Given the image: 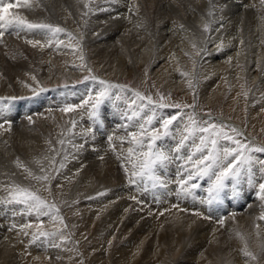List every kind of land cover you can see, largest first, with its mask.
<instances>
[{"label": "bare ground", "instance_id": "1", "mask_svg": "<svg viewBox=\"0 0 264 264\" xmlns=\"http://www.w3.org/2000/svg\"><path fill=\"white\" fill-rule=\"evenodd\" d=\"M59 1L62 3L38 0L41 7L32 11L18 10L33 22L60 25L68 31L69 28L74 31L80 30L85 27L84 24L88 30H98L103 24L104 20L102 21V19L106 10H110L109 7H102V4L109 0H94L93 4L90 3L94 7L93 11L84 16L83 13L87 9L84 8L82 2L69 0L66 5L64 0ZM149 1L152 2V0ZM159 1L157 0L156 3L158 4ZM48 2H52L55 6L52 8L54 9L52 16L47 7ZM115 4L119 5V1ZM115 4L114 6L118 7ZM159 9L161 8L159 7ZM176 21L178 20L176 19ZM110 29L112 28L110 27ZM262 32L264 33V31ZM23 37L24 34H21V38L18 39L15 35L6 33L0 42V97L30 96V91L23 84L27 83L35 87V83L31 79L32 75L44 87H46V82H52L51 89L57 88L59 82H62L63 78L67 76L70 79L69 85H75L74 89L70 87L68 91L76 92L75 96L70 97V102L79 103V100L83 98L81 93H84L92 85L90 82L83 84L74 82V78H82L87 75V72H82L73 66L81 63L77 55L63 48L59 50L54 48L34 49L25 43ZM29 38L42 39L41 36ZM102 39H105L104 35L98 32L93 38L92 44L89 43L90 57L86 58L85 55L84 57L88 67L94 68V70L102 68L107 72L111 68H103L107 57L96 52L98 49L96 43L100 44ZM65 42L67 43V40ZM129 46L131 47L130 44ZM114 49L116 48L114 47ZM135 64L137 63L135 62ZM114 70L117 69L114 68ZM110 74L109 71L106 76L99 78L108 80L106 77L111 76ZM62 100L63 97L59 95L58 91L50 90L34 101L16 102L12 112L6 117L11 121V128L6 131L8 125L5 124L4 129H0V196L6 195L3 191L5 186L13 183L25 186L29 181L26 179L27 173L24 169L17 166V160L34 173H38L40 166L50 167L51 157L55 156L58 167L62 157L67 155L66 166L60 169L59 175L52 173L55 178L51 180L52 194L59 198L62 193L66 194V201L63 200V213L60 214L64 220L79 222L87 234H92L100 223L106 224L104 239L107 238L104 241L100 239L102 240L100 242L99 238H96L97 241L91 247H87L86 240H80L79 246L83 249L86 264H137L140 258L145 260V264H264V220L259 219L264 211V202L257 200L258 198L247 196L251 195L255 189L244 185L236 199H225L219 208L213 207L212 209L193 202L191 199L178 200L172 194L176 188L174 183L169 184L168 189L157 190L155 194L138 192L135 187L125 183L126 177L121 162L109 150L106 140L107 134L112 132L115 125L120 122L118 117L113 115L109 120L111 122L109 126L113 127L110 130L108 128L109 132H97L94 140L89 139L85 143L84 138L80 135L72 139L67 132L70 127L68 121L71 118H76L79 121L76 132L86 129L90 122L80 120L78 114L64 115L57 111ZM108 111L114 113L111 107ZM166 112L173 113L171 109H167ZM28 116H32L33 123H29ZM242 131L244 134L246 133L245 130ZM122 134V131L117 132V135ZM66 138L71 139L72 144H83V148L77 151L72 147V144L67 142L68 140L61 146L58 141ZM51 140L53 148L59 152V155L48 147V142ZM167 143L171 145L174 141H167ZM127 147L128 145L125 144L124 148ZM176 172L177 166L172 164L169 165L166 175L171 180H175ZM162 174L164 173L162 172ZM58 185L62 187H57ZM204 186H206V181ZM99 193L106 194L98 195ZM45 194L48 196L47 193ZM79 194H83V199L80 197L81 202L79 200L80 203L77 204L76 199ZM196 194L197 196L204 195L203 186ZM132 196H136L143 203H137L136 200L130 199ZM173 205H178V207H173ZM12 207L17 210L20 208V206H0V264H81L76 248L77 240L70 236L67 229H64V234L70 239L66 242H62L57 236L32 243L31 236H24L18 226L28 222L35 223L36 217L14 215ZM196 211L202 215H195ZM161 213L163 214L161 215ZM208 216L212 218H204ZM223 216L225 217L224 224L221 225L219 220ZM43 219L47 229H52L48 218L44 217ZM14 224L17 225L16 228L12 227ZM28 231L31 232L34 229ZM237 232L243 235L244 240L236 235ZM114 239H120L124 243L115 249L116 241ZM245 241L248 250L257 255V261H251L243 255L241 249L244 247ZM53 243L60 246H50ZM28 253L29 256H27Z\"/></svg>", "mask_w": 264, "mask_h": 264}, {"label": "snow or ice", "instance_id": "2", "mask_svg": "<svg viewBox=\"0 0 264 264\" xmlns=\"http://www.w3.org/2000/svg\"><path fill=\"white\" fill-rule=\"evenodd\" d=\"M83 2L87 11L83 13L87 16L93 9L87 0ZM264 3V0H261ZM41 7L38 0H0V42L4 35H15L18 39L24 34L25 43L32 48L44 50L45 48H61L70 50L76 54L81 61L79 65H73L82 72H87L82 80L77 83L90 82L91 87L81 93L83 98L79 103L70 102V97L75 96V91H68L75 88V85L67 83L58 85L51 91H58L63 97L57 111L64 115L78 114L80 120L87 117L89 126L76 132L79 121L71 118L68 121L70 127L67 132L74 139L77 135L84 138L85 143L89 139H95L97 132H104L107 124L113 115L118 117L119 123L115 125L112 132L106 136L109 150L121 162V167L129 186L135 187L138 192H155L159 189H168L169 184L176 185L172 193L178 200L191 199L209 209L219 208L225 199H236L244 185L256 189L255 196L264 202V145H257L248 140L243 131L230 123L219 121L208 112L207 119L199 117L196 112V93L192 79L187 80L188 88L193 90V104L174 102L171 93L164 94L156 90L155 95L144 93L138 89L131 88L130 85L117 84L101 79L92 74V69L88 67L83 54L80 40L70 31L45 22H33L18 9L32 11ZM209 15H212L209 12ZM183 28V25L180 26ZM203 31L210 33L209 24L203 25ZM41 36L42 39L29 38ZM63 37V38H62ZM67 40V43L65 42ZM243 43V41H241ZM196 49V44H192ZM223 47V42L218 48ZM206 51V49H203ZM197 55L200 51H197ZM187 55V53H186ZM147 75V72L145 73ZM182 76L188 77L189 73L182 72ZM35 87L24 83L30 96H4L0 97V129L8 125L6 131L11 128V121L6 117L12 112L18 101H34L42 94L50 91L41 85L34 75L31 76ZM155 87V85H153ZM247 96V93H245ZM109 107L114 113L108 111ZM167 109L177 110L175 113L166 112ZM191 110V111H189ZM51 111V109H49ZM29 123H33L32 116L27 117ZM122 131V135H117ZM167 141H174L169 145ZM68 143L72 144L69 139ZM58 143L63 146L64 139ZM119 144V147H117ZM128 147L125 149L124 145ZM83 144H72V147L79 151ZM53 152L59 155L55 148ZM257 154H261L258 156ZM64 155L59 162L55 156L50 159V167L40 166L39 172L34 173L17 160V166L27 173L26 179L35 182L34 185L24 186L21 184H10L3 188L5 196H0V206L11 207L20 206L19 210L12 207L13 214L35 216L36 222H28L18 226L24 236H31L32 243L41 239L49 240L59 236L62 242L70 239L64 234L67 229L64 217L60 214V207L53 201H49L43 193L52 196L51 180L55 178L52 173L59 175L67 161ZM103 159V157H101ZM176 164V179L171 180L166 175L169 165ZM162 172L164 174H162ZM206 181V186L204 182ZM203 186V196H197V192ZM57 187H62L58 185ZM99 193L98 195H105ZM137 203H143L136 196L130 197ZM159 202V201H157ZM178 207V205H173ZM187 211L186 209H180ZM163 213H161L162 215ZM197 216L202 214L199 211L194 213ZM44 217L48 218L53 231L46 230ZM211 219V216L204 217ZM264 220V215L259 217ZM224 224V218L219 220ZM16 228L17 225H13ZM259 228V225H257ZM29 229L34 231L29 232ZM236 235L244 240L239 232ZM259 235V232H257ZM52 247H59L58 244H51ZM243 255L251 261H257L256 254L248 250L247 242L241 249Z\"/></svg>", "mask_w": 264, "mask_h": 264}, {"label": "rangeland", "instance_id": "3", "mask_svg": "<svg viewBox=\"0 0 264 264\" xmlns=\"http://www.w3.org/2000/svg\"><path fill=\"white\" fill-rule=\"evenodd\" d=\"M50 1L62 3L59 0ZM92 1L94 0H87L89 6L93 9L94 7L91 6ZM118 1L119 5L115 4ZM156 1L152 0L150 3L149 0H109L102 4V7H109L110 10H106L107 14L105 12L102 19V21L104 20L103 24L98 30H88L86 24H84L85 27L80 30L74 31L69 28V31L80 40L86 58L90 57L91 48L89 49V43L92 44L96 34L100 32L104 35L105 39L101 40L103 43L101 41L100 44L96 43L98 45L96 52H100L101 55L103 54L102 56L107 57L103 68L108 69L111 67L108 69L111 76L106 77L107 81L130 85L131 88L138 89L146 94L152 93L155 95L156 90L159 89L164 94L171 93L174 102L193 104V90L189 89L187 85V80L192 79L196 93L195 112L199 117L207 119L206 114L210 112L217 122L224 121L236 126L241 131L245 130L244 136L248 140L257 145H264V33L262 32L264 31V3H261V0H158L157 4ZM64 3L68 5L69 0H64ZM218 3L219 5H217ZM195 5L199 6L196 7ZM47 7L51 12V16L54 15V9L52 8H55V6H53V3L48 2ZM209 11L212 15H209ZM31 15L33 16V14ZM151 17L153 18L151 19ZM206 23L210 26V33L203 31V25ZM181 25H183V28L180 27ZM221 41L223 47L218 48ZM193 43L196 44V49H193ZM203 49H206V51ZM197 51H200L199 55L196 54ZM114 68L117 70H114ZM102 70V68L97 70L93 68L92 74L102 77L109 72ZM146 72L147 75H145ZM182 72L189 73V76H182ZM82 78H74V82L77 83ZM69 80V77L66 76L58 85L69 84ZM45 86L51 90L53 84L52 82H46ZM245 93H247V96H245ZM227 107L230 109L228 110ZM171 110L173 113L177 111L175 109ZM83 120L88 121L87 117ZM106 124L105 131L109 132L113 127L109 126L110 121ZM64 140L66 142L68 139ZM52 142V140L48 142L50 150L54 147ZM43 155L47 157V155ZM257 155L260 156L261 154ZM261 158H264V156H261ZM32 182L29 179L25 186L34 185L35 183ZM125 183H127V180ZM254 192L247 196L257 198L254 196ZM43 195L50 202L54 200L60 207V213H63V200L66 201L65 193H62L60 198L55 194L50 197L46 196L45 193ZM80 197L83 199V194H79V197H77V204L81 202ZM58 198L59 200H57ZM261 215H264V211ZM224 216L223 218L226 217ZM67 221L68 219L65 220L67 232L77 240L76 248L80 263L86 264L83 249L79 246L80 240H86L87 247H91L97 241L96 238H99L100 242L104 241L107 238L104 239L106 224L100 223L92 234H87L79 222ZM46 230L53 231L54 229H47L46 227ZM114 241H116L115 249L124 243L120 239H114ZM27 256H29V253ZM143 260V258H140L137 264H145L146 262ZM38 261L40 262L39 259Z\"/></svg>", "mask_w": 264, "mask_h": 264}]
</instances>
